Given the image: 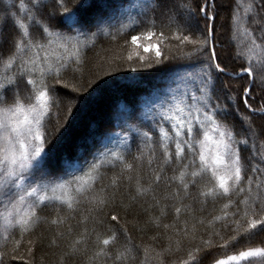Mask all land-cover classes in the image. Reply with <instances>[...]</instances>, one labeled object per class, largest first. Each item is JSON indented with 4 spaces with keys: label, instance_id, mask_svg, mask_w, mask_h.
<instances>
[{
    "label": "snow or ice",
    "instance_id": "6c2138e0",
    "mask_svg": "<svg viewBox=\"0 0 264 264\" xmlns=\"http://www.w3.org/2000/svg\"><path fill=\"white\" fill-rule=\"evenodd\" d=\"M222 11L228 23L220 27L231 32L227 45L217 35ZM133 32L121 46L126 55L104 63L113 72L123 64L132 73L157 69L162 79L132 102L114 105L111 129L93 130L57 165L67 131L61 113L70 124L109 83H82L87 52L102 37L114 41ZM87 89V96L72 95ZM133 145L137 167L127 160ZM145 159L152 173L147 185L137 170ZM118 166L104 184L102 169ZM168 167L167 187H175L158 195ZM134 171L130 201L151 196L143 211H158L140 229L156 230L152 243L134 244L127 227L118 232L106 225L105 213L61 250L58 264H166L168 257H176L170 264H264V240L240 246L264 233V0H0V264H35L38 240L26 236L41 224H65L84 202L93 206L89 213L102 212L115 200L109 189L122 180L131 186ZM168 200L173 203H161ZM220 200L219 214L196 215ZM169 207L173 220L165 223ZM49 209L51 219L41 215ZM229 219L225 238L215 225ZM110 220L118 223V215ZM50 243L59 246L56 238Z\"/></svg>",
    "mask_w": 264,
    "mask_h": 264
},
{
    "label": "trees",
    "instance_id": "16d2710c",
    "mask_svg": "<svg viewBox=\"0 0 264 264\" xmlns=\"http://www.w3.org/2000/svg\"><path fill=\"white\" fill-rule=\"evenodd\" d=\"M218 2H220V0H218ZM227 17L228 13L226 11H222L216 21L218 39L226 45L231 36V32L230 30L226 31L224 28H221L220 25H227ZM138 31H140V29H137V32ZM132 34L136 33L133 32L123 36H118L114 41L110 37H102L98 41L96 47L87 52L85 63L81 69L82 83L86 85L89 79L95 80L96 83H99L103 80H107L109 83L105 87L92 93L89 103L80 109L79 113L76 114V119L72 120L70 124L64 122V114L63 112L61 113V123L63 125L61 131H64V128H66L67 131L64 133L63 142L58 146L56 151L55 160L57 165L59 164L61 156L65 154L74 156L76 146L84 141L85 138L89 137L93 130H95L96 133H103L111 129L112 126L109 117L114 105L124 101L132 102L136 98L137 94L151 88L155 84H158L162 79L163 72L158 71L157 69L145 70L142 73H132L128 71L127 65L123 64L121 65L119 71L113 72L111 68L104 63L105 59L114 54L126 55V51L121 50V46L124 45L125 40H130ZM217 50L218 52H221V49L218 48ZM230 50L234 51V45L230 46ZM106 71L109 73V75H105ZM77 76H80V73H78ZM134 80L139 81L140 83L135 87H129V85H131ZM89 91H91V89L81 91L80 93H73L72 95L74 97L77 95L87 96ZM77 105H79V101H77ZM73 112L75 114L76 110L73 109ZM57 135H59V133H57ZM136 154L137 149L135 145H133L132 154L127 156V160L128 162L133 163L134 167H137V162L133 160V156ZM159 155V151H157V156L159 157ZM244 155H247V153H244ZM153 167H155V165ZM137 170L141 176V183L144 185L149 184L152 180V173L147 167L146 159L144 166L139 167ZM102 171L106 173L103 183L107 184L113 175L119 173L120 167L118 166L115 169L106 167L102 169ZM128 174L129 173H125V175ZM136 174L137 173L135 171L131 173L133 176V182L131 186H129L127 181L122 180L117 188L109 189V192H115V200L109 201L108 204L103 208L102 212L89 213V209L93 206L87 202H84L77 208L76 212L71 214L70 218L65 224L60 225L59 227L41 224L31 236H26L25 240H38L35 248V264H58L61 250H64L66 245L71 243L73 239L79 236L85 228L89 230L93 229L94 217L103 216L105 213L109 214L106 217V225L112 226L118 232L122 226L127 227L134 244H139L141 247L151 244L152 242L149 240V237L154 235L156 230L153 228H148L146 232H142L140 229L144 227V221L147 219L148 215H157L158 211L155 209H152L149 212L143 211V209L147 208L150 203H153L151 196L139 197L135 203L130 201L129 196L135 194L134 184ZM172 174L173 171L171 167L165 169L161 183L157 188L158 195H162L165 192H171L173 190L175 186L173 185L172 187H167L165 179ZM99 186L100 183L97 184V187ZM193 195H195L194 190ZM190 202V200L184 201L186 204ZM224 202V200L217 201L215 204L209 202L206 206H204V212L201 213L197 211L196 215L211 218L212 215L219 214L220 206ZM161 203H167L171 205L173 201H161ZM193 207L199 209L201 205L194 204ZM137 213H139V216L137 217L139 223L133 219ZM45 214L48 215L49 219L55 215L51 209H49L46 213H41V215ZM110 214H117L119 222L117 223L115 221H111ZM61 215H68V213L62 210ZM84 217H88V219L86 222L82 223L81 221H83ZM184 218L185 217L182 215L181 219L183 220ZM172 220L173 213L169 207V215L164 222L171 223ZM230 223V219L223 221L216 224L215 229L221 230V234L227 238L230 233L227 230L222 229L224 224ZM69 226L72 227L71 234H68L67 232ZM177 226L179 227L180 225ZM96 229L105 235L109 234L104 231V228L98 225L96 226ZM203 230L204 229L201 228V231ZM57 232L65 233V238L61 239L56 237ZM17 238L19 237L17 236ZM53 238L57 239V243L59 245L58 247L51 245L50 242ZM94 239V234H92L91 238L88 239L87 246L89 250L93 248ZM123 239V235L120 234V240L123 241ZM262 240H264V233L252 237L250 241L241 240L240 246H247L248 244L251 246H259ZM0 243H2V241H0ZM153 247H155L157 251L160 250V245L158 244H154ZM232 251H234V249H228V253H231ZM179 255L180 253L176 254V256ZM150 256H154V254L150 253ZM175 258L176 257H168L166 259V264H170V261ZM16 264H22V262L17 261ZM151 264H158V262L157 260L152 259Z\"/></svg>",
    "mask_w": 264,
    "mask_h": 264
}]
</instances>
